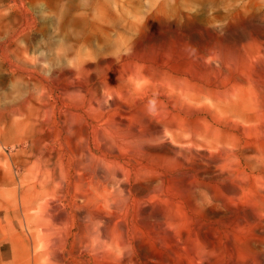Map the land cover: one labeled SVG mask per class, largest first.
<instances>
[{
    "label": "rangeland",
    "instance_id": "rangeland-1",
    "mask_svg": "<svg viewBox=\"0 0 264 264\" xmlns=\"http://www.w3.org/2000/svg\"><path fill=\"white\" fill-rule=\"evenodd\" d=\"M0 264H264V0H0Z\"/></svg>",
    "mask_w": 264,
    "mask_h": 264
},
{
    "label": "bare ground",
    "instance_id": "bare-ground-1",
    "mask_svg": "<svg viewBox=\"0 0 264 264\" xmlns=\"http://www.w3.org/2000/svg\"><path fill=\"white\" fill-rule=\"evenodd\" d=\"M96 177V176H95ZM107 180V179H106ZM104 185V184H103ZM95 212V211H94ZM112 212V211H111ZM118 212V211H117ZM113 214V213H112ZM51 215V214H50ZM108 217V216H107ZM63 219V218H62ZM103 219V218H102ZM108 226V225H107ZM99 228V227H98ZM99 234V236H101V237H103V238H105V234L103 233V232H99L98 233ZM114 236V235H113ZM52 250V249H51Z\"/></svg>",
    "mask_w": 264,
    "mask_h": 264
}]
</instances>
